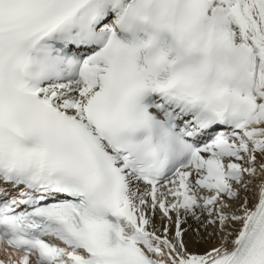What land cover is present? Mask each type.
Segmentation results:
<instances>
[{"label": "snow or ice", "instance_id": "6c2138e0", "mask_svg": "<svg viewBox=\"0 0 264 264\" xmlns=\"http://www.w3.org/2000/svg\"><path fill=\"white\" fill-rule=\"evenodd\" d=\"M0 264H264V0H0Z\"/></svg>", "mask_w": 264, "mask_h": 264}, {"label": "bare ground", "instance_id": "6f19581e", "mask_svg": "<svg viewBox=\"0 0 264 264\" xmlns=\"http://www.w3.org/2000/svg\"><path fill=\"white\" fill-rule=\"evenodd\" d=\"M185 227H187V225H185Z\"/></svg>", "mask_w": 264, "mask_h": 264}]
</instances>
